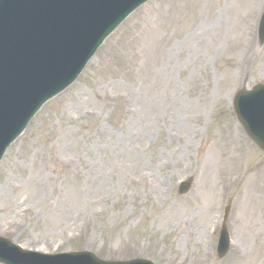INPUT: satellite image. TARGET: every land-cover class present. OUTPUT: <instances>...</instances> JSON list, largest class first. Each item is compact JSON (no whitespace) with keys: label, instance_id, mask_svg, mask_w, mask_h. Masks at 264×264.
<instances>
[{"label":"rangeland","instance_id":"1","mask_svg":"<svg viewBox=\"0 0 264 264\" xmlns=\"http://www.w3.org/2000/svg\"><path fill=\"white\" fill-rule=\"evenodd\" d=\"M263 9L151 0L132 14L7 151L0 235L108 260L264 264V153L232 105L238 88L264 82ZM228 203L233 244L218 259Z\"/></svg>","mask_w":264,"mask_h":264},{"label":"water","instance_id":"2","mask_svg":"<svg viewBox=\"0 0 264 264\" xmlns=\"http://www.w3.org/2000/svg\"><path fill=\"white\" fill-rule=\"evenodd\" d=\"M146 0H0V158L29 119L79 74L124 18ZM264 43V13L259 27ZM240 122L264 150V85L240 89L234 99ZM191 181L180 187L183 193ZM229 247L228 230L219 244ZM5 264H154L105 262L89 252L48 255L26 251L0 237Z\"/></svg>","mask_w":264,"mask_h":264},{"label":"bare ground","instance_id":"3","mask_svg":"<svg viewBox=\"0 0 264 264\" xmlns=\"http://www.w3.org/2000/svg\"><path fill=\"white\" fill-rule=\"evenodd\" d=\"M208 151H209V147L207 149V153H208ZM206 155L208 156L207 158H206ZM206 155L203 157V159H204V161L206 160L205 162L208 163V171H209L210 169H213L215 167V165L213 167H211V164H214L216 161L212 158L211 153H208ZM110 251L113 252V253L117 252V250H115L113 248H111Z\"/></svg>","mask_w":264,"mask_h":264}]
</instances>
